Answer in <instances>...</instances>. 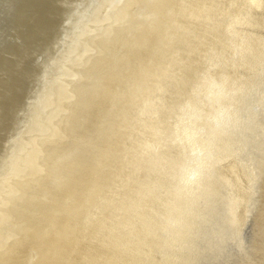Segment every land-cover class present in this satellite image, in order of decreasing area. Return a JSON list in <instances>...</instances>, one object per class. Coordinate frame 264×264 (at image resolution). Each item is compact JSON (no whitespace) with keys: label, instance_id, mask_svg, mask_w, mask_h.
<instances>
[{"label":"bare ground","instance_id":"6f19581e","mask_svg":"<svg viewBox=\"0 0 264 264\" xmlns=\"http://www.w3.org/2000/svg\"><path fill=\"white\" fill-rule=\"evenodd\" d=\"M227 6L228 0H0V158L39 143L46 130L55 133L43 148L55 169L50 187L37 190L26 225L43 238L45 264H264V10L253 9L235 66L215 69L234 82L226 96L222 82L210 83L207 100L185 91L176 102L162 79L164 91L156 95L163 104L152 106L149 86L129 114L134 127L117 118L129 112L121 98L129 69L152 53L168 54L162 74L172 60L204 63L228 47L232 37L219 21ZM100 28L111 33L105 43ZM87 49L96 51L84 55ZM209 100L235 121L219 144L217 174L196 188L188 177L198 167L200 142L210 135ZM102 125L111 127L110 158L92 165L99 178L82 179L71 146L94 140ZM129 135L146 145L131 194L116 179ZM53 147L58 150L49 158ZM89 190L108 227L116 228L113 235H98L99 227L83 231ZM169 211L188 221L179 236L139 218L134 228L117 219H156ZM8 236L5 246L0 231V264H26L33 232L16 229Z\"/></svg>","mask_w":264,"mask_h":264},{"label":"clouds","instance_id":"9594fccd","mask_svg":"<svg viewBox=\"0 0 264 264\" xmlns=\"http://www.w3.org/2000/svg\"><path fill=\"white\" fill-rule=\"evenodd\" d=\"M256 12L264 10V0H228V6L223 8L219 13L220 26L224 33H227L232 39L229 41L228 47L222 49L219 56L211 59L187 61L172 60L166 64L161 74L160 66L162 60L168 54L165 52L152 53L146 61L137 63L129 69L124 91L121 98L128 102L129 112H124L122 119L129 127H134V123L129 119V114L135 108L137 102L142 99L144 89L151 86L156 96L152 101V106L158 108L163 101L156 93H162L163 88L160 87L162 79L174 88L175 100L178 102L183 97V93L187 91L190 95L199 99L203 96L208 99L209 84L222 82L225 90V96L228 89L234 83L223 74L217 75L215 69L228 68L230 65L235 66L234 61L239 51L244 49L247 41L243 35V30L254 18ZM100 35L98 39L102 43L110 39V31L105 28L99 29ZM96 51V49H87L88 52ZM231 52V55H229ZM207 57V53L203 54ZM82 59V57H81ZM264 71V65H262ZM221 103L227 104V100ZM208 112L204 115L206 125L210 129V135H206L200 142V158L199 164L195 172L188 178L192 182V186L199 188L208 181H211L217 174V166L221 162V149L219 144L227 129L235 121V114L227 109L222 110L220 105L214 100H209L206 105ZM108 124V120H105ZM101 131L94 140L84 141L82 138L72 147L73 153L76 155L78 163L76 167L80 170L81 178H85L92 173L97 178L99 174L92 167L93 164L100 166L101 161L110 158L111 151L107 145L106 138L111 131L108 127L101 126ZM58 131V130H57ZM55 133L46 130L39 138V143L33 142L27 148L13 150L11 155L0 158V231L4 233L6 246L9 232L20 229L24 232H33L34 249L26 264H45L46 255L43 252L44 241L38 231L28 228L29 208L35 198L38 189L48 190L49 185L47 179L55 170L48 161L44 159L45 153L43 148L49 145L54 138ZM122 165L116 179L126 187L129 193H135L136 176L139 170V161L146 154V145L136 137L129 135L122 143ZM58 147H53L49 154V158L54 156ZM115 170V169H113ZM70 176L71 173L69 172ZM66 179L68 177H65ZM94 190H89L84 194V204L81 206V227L83 231L88 232L90 229L99 227L98 235L107 231L111 236L116 233V228H109L111 221H106L99 214V208L93 201ZM139 218L141 222L150 227L167 232L170 236H179L187 227L188 221L174 212H166L159 215L156 219L147 216H130L122 215L117 217L118 220L126 227H135V221ZM237 239L240 233H236ZM19 239V233L16 234ZM242 254L247 256L243 240L238 245ZM2 250V248H0Z\"/></svg>","mask_w":264,"mask_h":264}]
</instances>
